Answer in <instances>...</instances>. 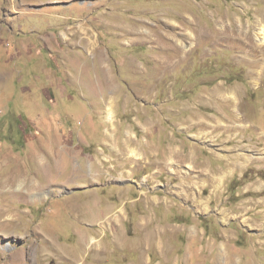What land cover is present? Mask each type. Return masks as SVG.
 <instances>
[{
  "label": "rangeland",
  "instance_id": "1",
  "mask_svg": "<svg viewBox=\"0 0 264 264\" xmlns=\"http://www.w3.org/2000/svg\"><path fill=\"white\" fill-rule=\"evenodd\" d=\"M2 178L0 264H264V0H0Z\"/></svg>",
  "mask_w": 264,
  "mask_h": 264
},
{
  "label": "bare ground",
  "instance_id": "2",
  "mask_svg": "<svg viewBox=\"0 0 264 264\" xmlns=\"http://www.w3.org/2000/svg\"><path fill=\"white\" fill-rule=\"evenodd\" d=\"M167 38V37H166ZM176 49H178V48H176ZM175 50V49H174ZM162 51H164V50H162ZM165 52V51H164ZM174 52V51H173ZM184 61V60H183ZM131 63V62H130ZM132 64V63H131ZM137 65V64H136ZM164 66V65H163ZM135 70V69H134ZM133 70V71H134ZM135 73V72H134ZM140 73V72H139ZM156 74V73H155ZM108 80V79H107ZM107 115L110 117V115H111V111H110V109L107 107ZM37 154V153H36ZM38 157V159H41L40 158V156L38 155L37 156ZM37 157H34V159L36 158L37 159ZM1 161L3 162V159H1ZM36 161H38V160H36ZM22 175V174H21ZM20 175V176H21ZM23 176V175H22ZM21 178V177H20ZM19 178V179H20ZM2 179H4V182H3V180H2V182H1V179H0V186H3V185H6L7 183H5V178H2ZM18 182V187H20L21 185H22V183H23V181H17ZM28 182V181H27ZM31 182V181H30ZM7 185H9V184H7ZM37 186V185H36ZM35 191V192H39V190L38 189H36V188H33L32 189V191ZM37 194V193H36ZM6 203V202H5ZM9 219H11V214L9 213V209H8V206H6L5 204L4 205H0V223H7L8 221L7 220H9ZM7 221V222H6ZM51 243V242H50ZM47 246V245H46ZM36 248H38V247H36ZM49 248L50 249H52V250H54V252H56L55 254H57L59 251H60V249H59V247L58 246H56L54 243H51L50 244V246H49ZM35 251L37 250V249H34ZM37 252H38V254H39V256L40 257H45V256H48L49 255V253L51 252H49L48 253V250H45V249H43L42 247L41 248H38V250H37ZM13 252H10V255H16L17 253H13ZM62 255V254H61ZM59 256V255H58ZM37 257V256H36ZM35 257V258H36ZM13 256H12V260H13ZM39 258V257H38Z\"/></svg>",
  "mask_w": 264,
  "mask_h": 264
},
{
  "label": "crops",
  "instance_id": "3",
  "mask_svg": "<svg viewBox=\"0 0 264 264\" xmlns=\"http://www.w3.org/2000/svg\"><path fill=\"white\" fill-rule=\"evenodd\" d=\"M156 228V227H155Z\"/></svg>",
  "mask_w": 264,
  "mask_h": 264
}]
</instances>
